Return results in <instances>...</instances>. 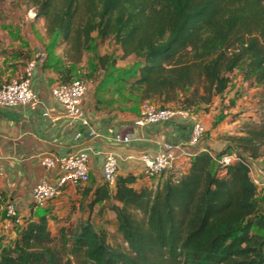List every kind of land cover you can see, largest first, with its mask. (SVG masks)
<instances>
[{"label": "trees", "instance_id": "trees-1", "mask_svg": "<svg viewBox=\"0 0 264 264\" xmlns=\"http://www.w3.org/2000/svg\"><path fill=\"white\" fill-rule=\"evenodd\" d=\"M25 2L71 49L67 65L48 54L43 62L54 65L58 82L74 79L96 34L139 59L132 89L160 108L196 112L228 89L237 70L264 87V0ZM108 59L101 56L100 67ZM227 148L241 160L220 167L215 157L223 153L197 150L180 172L117 173L114 185L100 177L85 186L91 209L116 214L123 246L90 217L67 218L53 232L45 211L15 224L0 264H264V211L250 164L264 156V122L228 136Z\"/></svg>", "mask_w": 264, "mask_h": 264}, {"label": "rangeland", "instance_id": "rangeland-1", "mask_svg": "<svg viewBox=\"0 0 264 264\" xmlns=\"http://www.w3.org/2000/svg\"><path fill=\"white\" fill-rule=\"evenodd\" d=\"M94 36L91 48L83 52L80 62L74 64V78L85 79L90 84L89 91L96 97L98 109L107 110V114L123 116L127 121L133 122L141 114L143 104L139 91L132 89V83L138 74L139 59L134 55L125 56L121 45L113 39H101L96 34ZM39 49L46 50L57 66L68 64V55L71 54L68 43L57 34L48 35L46 20L37 17L35 10L25 0H0V54L20 53L17 64L21 71L17 75L23 72L27 62ZM101 56L109 58L103 67L99 65ZM42 65L43 63L40 66ZM196 114L203 120L206 132L197 146H191L192 151L202 147L215 154L234 152L227 148L228 136L241 132L247 123L264 122V87L244 80L241 71L237 70L232 74L228 89L215 96L209 105H203ZM176 123L182 125L178 120ZM187 124L189 127L186 128L189 129L190 122ZM190 157L188 154L184 157L182 166L180 165L183 169ZM172 170L175 169L167 170L162 175L166 176ZM97 180L91 174L88 182L75 185L71 193L63 192L67 187L65 186L61 194L46 205L35 206L31 202L30 207L38 209L36 214L47 211L53 232L67 218L77 221L90 217L97 229L107 232L112 245L123 246L114 211L106 209L103 215H99L98 205L93 209L88 206L90 197L84 194V188L95 184ZM24 219L21 216L19 222L14 219L12 222L21 226ZM10 233L3 237H10ZM10 240H13L12 236Z\"/></svg>", "mask_w": 264, "mask_h": 264}, {"label": "crops", "instance_id": "crops-1", "mask_svg": "<svg viewBox=\"0 0 264 264\" xmlns=\"http://www.w3.org/2000/svg\"><path fill=\"white\" fill-rule=\"evenodd\" d=\"M19 57L20 53L0 54V84L8 78L16 77L21 71L17 64ZM58 81V72L53 64L38 66L33 79L40 97L37 106L32 108L0 105V250L12 243L18 235L15 223L7 216L6 204H17L20 215L25 219L31 214L36 218L38 209L30 207L33 186L43 180H56L58 170H46L41 164V159L46 154L61 155L81 147H90L91 174L98 178L95 183L97 184L106 151H114L120 155V174L141 173L138 158L127 159L129 153L136 156L144 151L155 153L165 142H183L186 144L185 150L191 156L197 152L192 151L188 145L190 128H186L189 127L187 120H178L182 125L170 120L150 124L143 129H134L131 120L127 121L123 116L115 117L107 114V110L98 109L96 97L93 92L88 91L83 98L82 108L95 126L120 129L140 140L124 146L107 137L90 139L86 127L80 123L69 122L64 106L52 94V87ZM46 111H49L50 116L44 115ZM250 164L252 177L260 186L259 198L263 204L264 156L251 160ZM74 188L75 185L69 184L63 192L71 193ZM6 233H10L12 241L10 237H3Z\"/></svg>", "mask_w": 264, "mask_h": 264}, {"label": "built area", "instance_id": "built-area-1", "mask_svg": "<svg viewBox=\"0 0 264 264\" xmlns=\"http://www.w3.org/2000/svg\"><path fill=\"white\" fill-rule=\"evenodd\" d=\"M46 57V50L39 49L27 62L20 75L0 84V105H22L32 108L37 106L40 102V97L34 87L33 79L37 67L46 60ZM89 89L90 84L82 78H74L71 82H57L52 87V94L64 106L69 122L71 124L80 123L86 127L90 139L107 137L115 143L124 146H130L134 140H140L120 129L113 130L108 126L103 128L95 126L82 108L83 98ZM44 115L50 116L49 111H46ZM170 120H187L190 122L189 146L195 147L201 142L206 126L192 109L174 108L171 106L160 108L155 102L146 100L142 104L141 114L133 121L132 125L134 129H143L150 124ZM185 146L186 144L183 142H165L155 153L144 151L138 156L129 153L126 158L129 160L138 158L137 160H139L141 165V173L146 177L159 176L170 169H175L171 172H180L188 166L187 164L184 169L181 167L184 157L187 154L190 155L185 150ZM199 150H206V148L200 147ZM91 153V148L86 146L61 155H44L41 159L42 166L46 170L57 169L58 175L55 181L43 180L35 184L31 192V202L35 206H44L57 198L65 186L88 182L91 178ZM215 158L220 167H225L230 163L241 160V157L235 152H225ZM119 159L120 155L114 151H106L104 153L101 165V178L112 185L116 181ZM189 160L190 158L188 162ZM5 208L9 218L17 222L21 220L17 204L8 202Z\"/></svg>", "mask_w": 264, "mask_h": 264}]
</instances>
